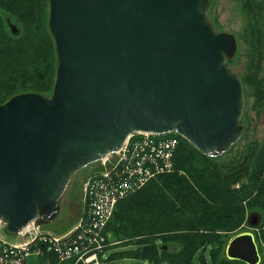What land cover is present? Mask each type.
Listing matches in <instances>:
<instances>
[{"label": "water", "instance_id": "water-1", "mask_svg": "<svg viewBox=\"0 0 264 264\" xmlns=\"http://www.w3.org/2000/svg\"><path fill=\"white\" fill-rule=\"evenodd\" d=\"M47 1L51 93L0 104V222L10 237L51 219L70 178L133 133H175L212 158L242 133V84L226 64L236 41L207 20L210 0ZM246 222L256 228L260 215ZM224 255L255 263L254 235L234 234Z\"/></svg>", "mask_w": 264, "mask_h": 264}, {"label": "trees", "instance_id": "trees-1", "mask_svg": "<svg viewBox=\"0 0 264 264\" xmlns=\"http://www.w3.org/2000/svg\"><path fill=\"white\" fill-rule=\"evenodd\" d=\"M16 1L6 2L14 6ZM39 1L21 0L26 10L9 7L0 13V104L20 93H51L55 53ZM7 19L19 26L18 36L10 34ZM247 29L257 57L256 74L264 76V34L249 31V25ZM254 85L260 100L264 77ZM175 135L179 142L174 171L155 177L116 204L105 228L113 246L107 248L103 264H199L207 249L210 260L202 264H227L231 260H218L224 234L234 235L249 212L264 216V138L247 147L242 157L221 163L220 156H205ZM52 256L45 252L53 264H73Z\"/></svg>", "mask_w": 264, "mask_h": 264}, {"label": "built area", "instance_id": "built-area-1", "mask_svg": "<svg viewBox=\"0 0 264 264\" xmlns=\"http://www.w3.org/2000/svg\"><path fill=\"white\" fill-rule=\"evenodd\" d=\"M178 142L174 133L129 135L117 152L100 161L99 172L84 183L83 212L77 225L56 236L43 231L39 222H32L16 235L21 242L0 238V264H25L32 253L44 257L45 252L58 262L103 264L107 248L113 246L105 228L116 204L155 177L172 173Z\"/></svg>", "mask_w": 264, "mask_h": 264}, {"label": "rangeland", "instance_id": "rangeland-1", "mask_svg": "<svg viewBox=\"0 0 264 264\" xmlns=\"http://www.w3.org/2000/svg\"><path fill=\"white\" fill-rule=\"evenodd\" d=\"M8 0L0 1V13L5 11V8H13L17 11L24 7L21 0H17L13 4H7ZM13 2V0H10ZM42 3V11L46 14V25L48 16V1L40 0ZM23 9L26 10V7ZM249 7L245 0H210L206 7V17L209 23L212 25L215 32H224L232 34L236 41L235 53L231 58L226 60L227 67L230 71L240 80L243 90V103L240 117V124L242 126V133L238 141L230 147V149L219 157V162L228 163L236 158H240L247 151L254 142H261L264 138V92H262V98L259 100L257 97V89L254 85V80L262 79L261 73L256 74L257 63L254 60L257 59L256 53L252 50L249 42H252L251 37L247 34V26L249 25ZM254 16H256V13ZM264 15L262 14V17ZM253 22V21H252ZM14 23V22H13ZM18 28L19 26L14 23ZM257 22H255V26ZM262 31L264 34V27L255 28ZM250 31V28H249ZM264 68V64H260ZM7 101V100H6ZM101 162H95L89 164L74 174L61 198L58 202V212L51 218L50 223L42 225V230L48 233H52L56 236H62L67 233L73 226L77 224V218L82 216L83 212V187L86 180L93 174L99 172ZM256 213V212H249ZM247 219V218H246ZM49 224V225H48ZM241 232L252 233L255 237L257 246L260 252L264 255V216H260V225L256 228H251L247 225V222L240 227L236 234ZM224 245L222 252L218 258H226L224 250L228 239L233 235L224 234ZM110 237V235H109ZM0 238L10 242H21L22 239L18 236L10 237L6 235L3 228L0 230ZM109 253V252H108ZM111 253V252H110ZM107 254V252H106ZM49 259V263L39 257L38 254L32 253L29 255L25 263L26 264H53ZM206 259L210 260V250L207 249L204 253L201 252L198 262ZM126 260L119 262L118 264H126ZM227 264H238L237 262L230 261Z\"/></svg>", "mask_w": 264, "mask_h": 264}, {"label": "flooded vegetation", "instance_id": "flooded-vegetation-1", "mask_svg": "<svg viewBox=\"0 0 264 264\" xmlns=\"http://www.w3.org/2000/svg\"><path fill=\"white\" fill-rule=\"evenodd\" d=\"M245 2L247 3L249 7V28L255 29V28L264 27V16L262 17V14L264 15V0H245ZM253 12L256 13V16H254ZM255 22H257V25L254 28L253 25H255ZM6 26H7V23H6ZM256 249H257L258 261L253 263V257H249V264H264V255L262 254V252H260V249L257 246V244H256ZM233 261L237 262L238 264H246L245 262L239 261V260H233Z\"/></svg>", "mask_w": 264, "mask_h": 264}, {"label": "crops", "instance_id": "crops-1", "mask_svg": "<svg viewBox=\"0 0 264 264\" xmlns=\"http://www.w3.org/2000/svg\"><path fill=\"white\" fill-rule=\"evenodd\" d=\"M79 218H80V216H79L77 219L79 220ZM78 220H77V221H78ZM46 223H50V224H51V221H48V222H46ZM46 223H45V224H46ZM77 223H78V222H77ZM48 225H49V224H48ZM76 225H77V224H76ZM76 225H75V226H76ZM75 226H73L72 228H74ZM72 228H71V229H72ZM71 229H70V230H71ZM107 256H108V250H107V254H105V258H106V259H107ZM40 258L43 259L44 261H47V262L49 263V259H48V258H45V257H40ZM106 259H105V260H106ZM25 264H26V263H25Z\"/></svg>", "mask_w": 264, "mask_h": 264}, {"label": "bare ground", "instance_id": "bare-ground-1", "mask_svg": "<svg viewBox=\"0 0 264 264\" xmlns=\"http://www.w3.org/2000/svg\"><path fill=\"white\" fill-rule=\"evenodd\" d=\"M178 147V146H177ZM119 202V201H118ZM110 221V220H109ZM52 257H54L55 258V256H52ZM56 259V258H55ZM65 262H69V261H65ZM65 262H60V263H65Z\"/></svg>", "mask_w": 264, "mask_h": 264}]
</instances>
